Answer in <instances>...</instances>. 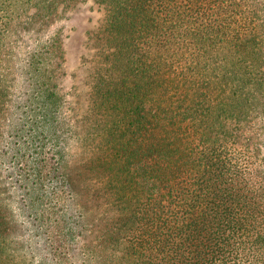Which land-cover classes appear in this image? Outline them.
<instances>
[{"label":"trees","instance_id":"1","mask_svg":"<svg viewBox=\"0 0 264 264\" xmlns=\"http://www.w3.org/2000/svg\"><path fill=\"white\" fill-rule=\"evenodd\" d=\"M262 104L264 0H0V264H264V126L230 127Z\"/></svg>","mask_w":264,"mask_h":264},{"label":"rangeland","instance_id":"2","mask_svg":"<svg viewBox=\"0 0 264 264\" xmlns=\"http://www.w3.org/2000/svg\"><path fill=\"white\" fill-rule=\"evenodd\" d=\"M90 3L79 4L76 3L74 6H67L62 8L58 7L55 15L50 16L49 24L56 21L64 25L67 33V47L69 57L68 63L70 67H74L73 75L70 77V81L76 85V92H78L79 106L82 111H85L88 97V74L90 71V62L83 61L79 59L80 54H84L86 59L93 56V53L99 48V45H94L93 34L97 32L102 24L103 13L101 11L95 10ZM45 20V19H44ZM42 20V21H44ZM40 24V22H39ZM41 24L40 33H43L46 29L49 30L50 25ZM49 27V28H48ZM21 34V33H19ZM34 34V31L31 32ZM25 38V37H24ZM23 38V39H24ZM86 42L90 46L85 47ZM6 116H9L8 111L5 112ZM229 128L236 135V140L242 146H246L251 150L252 146L258 147V140L262 138V130L264 126V104H262V109L256 112H251L249 115L239 120L238 123L231 124ZM260 131L261 135L257 136V131ZM257 142V143H256ZM250 152H256L255 149ZM74 173V171H73ZM20 236H25L24 230L19 232Z\"/></svg>","mask_w":264,"mask_h":264}]
</instances>
